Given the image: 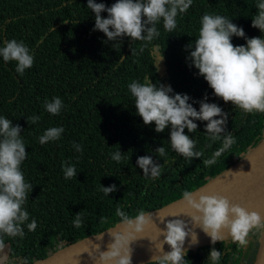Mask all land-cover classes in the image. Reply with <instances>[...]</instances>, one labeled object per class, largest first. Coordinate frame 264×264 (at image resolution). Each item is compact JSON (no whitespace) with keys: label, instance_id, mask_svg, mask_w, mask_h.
<instances>
[{"label":"trees","instance_id":"1","mask_svg":"<svg viewBox=\"0 0 264 264\" xmlns=\"http://www.w3.org/2000/svg\"><path fill=\"white\" fill-rule=\"evenodd\" d=\"M96 2L111 7L117 0ZM87 3L0 0V47L6 40L15 39L34 55L33 66L23 75L16 72V61L5 62L0 56V117L22 128L27 158L21 171L25 182L32 185L24 205L29 219L23 225V238L0 235L8 246L6 264H30L115 226L122 221L117 208L133 218L141 211L175 201L185 191L193 192L220 175L264 139V113H247L214 96L198 69L189 66L186 50L198 38L205 13L231 19L248 38L264 36L252 27L258 0H193L188 11L177 16L174 32H167L161 19L156 24L160 34L151 42H133L125 36L115 45L103 32L93 31L95 13ZM101 15L108 17L106 11ZM232 42L245 45L246 39L233 37ZM145 77L157 86L170 85L171 95L187 94L198 111L200 105L194 101L207 95L209 103L228 113L225 132L218 140L213 141L205 131L206 121H194L198 128L193 133L185 129L196 142L194 150L203 153L200 158L189 159L172 149L171 126L157 133L154 123L146 126L137 115L128 85L144 82ZM54 97L63 101L59 115L48 113L44 107L45 101ZM31 116L39 120L29 124L27 117ZM51 127L65 131L59 140L42 145L39 138ZM229 133L235 143L214 164L206 166L203 161L213 157ZM73 144L82 145L83 152ZM159 147L165 148L166 155H158L155 150ZM117 151L122 154L120 162L112 159ZM141 156H151L160 164L158 178L143 175L137 164ZM65 166H74L76 176L66 180ZM113 184L118 190L105 195L102 187ZM77 213L82 218L80 228L73 224ZM32 220L37 227L29 231L27 223ZM230 239L234 238L228 236L188 250L186 264H212L201 252L213 247L222 252ZM232 244L240 247V243ZM221 259L216 264H229L226 258ZM237 263L231 260L230 264Z\"/></svg>","mask_w":264,"mask_h":264},{"label":"clouds","instance_id":"2","mask_svg":"<svg viewBox=\"0 0 264 264\" xmlns=\"http://www.w3.org/2000/svg\"><path fill=\"white\" fill-rule=\"evenodd\" d=\"M192 4L193 0H117L108 7L104 3H97L96 0H88L87 8L95 13L93 31L103 32L107 40L115 42L113 44L115 45L125 36L133 42H151L160 34L156 24L161 19L164 29L167 32H174L177 28V16L186 13ZM256 8L257 13L252 17V27L264 33V0H258ZM105 11L108 13L107 18L101 15ZM233 37L246 39V44L234 45ZM140 50L143 51V48ZM186 50L189 51L187 57L190 61L189 66L198 69V74L203 76L213 89L214 96L222 98L225 103L231 102L247 113H264V36L248 38L244 29L231 19L205 13L201 18L198 38L194 44L187 45ZM0 56L5 62L16 61L15 70L20 75L34 64L31 50L22 41L18 42L15 39L4 42V46L0 47ZM162 60L163 56L155 66L158 67ZM128 88L135 97L137 115L142 118L143 123L146 126L154 123L157 133H162L171 126V147L186 158H200L203 155L202 152L194 150L196 142L185 134V129L193 133L198 128L194 121L207 122L205 131L210 134L213 141L220 139V134L225 132L228 113H225L218 104L209 103L207 95L203 100L194 101L200 105L198 111L193 103H189L192 99L190 96L180 93L171 95L173 89L170 85L159 83L157 86L150 77H145L144 82L133 81ZM44 107L48 113L59 115L64 105L61 98L54 97L51 101L46 100ZM38 120L37 116L27 117L29 124H35ZM64 131L63 127H51L40 136L39 141L43 145L49 141L59 140ZM21 132L19 124L14 125L12 120L0 117V235L23 238L25 234L23 225L29 219V213L24 205L32 185L25 182L21 171V165L27 158ZM234 143L231 133L224 136L222 147L203 163L206 166L214 164L216 158ZM73 147L83 152L82 145L73 144ZM155 151L159 156L166 155L164 147H159ZM112 159L120 162L121 152L114 153ZM137 164L143 170L144 176L150 175L155 179L161 174L160 164L154 162L151 156L138 157ZM76 174L74 166L64 167L66 180ZM117 190L115 184L102 187L105 195ZM183 198L191 209L199 213L191 215L190 222L201 228L211 238L213 244L221 239L223 229H227L229 235L241 243L245 241L251 229H264V217L259 212L233 204L227 197L201 195L197 201L194 193L185 191ZM117 215L127 227L123 232L112 233V242L108 244L107 251H99L100 245H95V250L99 253V264H132L134 251L132 243L144 238L138 234L144 231L146 225L152 223L157 226L153 217L143 211L138 214L135 221L119 208ZM160 221L164 222V219ZM73 224L76 228L82 226L79 213ZM36 227L35 220L27 223L29 231H34ZM158 228L160 236L164 239L155 244L156 252L159 254H153L150 264L152 262L186 264L185 258L188 254L186 241L189 248L197 245L198 234L189 228L183 219L168 220L165 228ZM99 239L102 240L103 236ZM151 241L154 244V241ZM165 244L170 247V251H164ZM4 246L3 239H0V249ZM89 255L93 260L97 259L93 252L89 251ZM220 256L221 252L213 247L208 260L216 264Z\"/></svg>","mask_w":264,"mask_h":264},{"label":"water","instance_id":"3","mask_svg":"<svg viewBox=\"0 0 264 264\" xmlns=\"http://www.w3.org/2000/svg\"><path fill=\"white\" fill-rule=\"evenodd\" d=\"M192 193L197 201L201 195L224 196L231 203L239 204L249 211L259 212L264 217V139L250 149L239 161ZM145 214L151 215L160 228H165L167 221L172 219H183L188 223L189 228H192L199 238V243L190 248L186 241L185 247L188 250L212 243L211 238L201 228L190 222L191 215H199V213L190 208L183 196L160 208L145 212ZM136 217L130 219L135 221ZM162 219L164 222L160 221ZM157 226L152 223L146 225L144 231L138 234L144 238L132 243L131 247L134 249L132 264H148L154 253L159 254L156 252L155 244H159L164 237L160 236ZM126 227L121 221L113 227L60 248L52 255L30 264H99V253L96 252L95 245H100L99 251H107L108 244L112 242V233L123 232ZM100 236H103L102 240L99 239ZM228 236H230L228 230L223 229L221 239ZM150 239L154 241V244ZM190 239L191 237L188 238V240ZM170 250V247L165 244L164 251ZM89 251L95 254L96 260L92 259ZM254 264H264V230Z\"/></svg>","mask_w":264,"mask_h":264},{"label":"flooded vegetation","instance_id":"4","mask_svg":"<svg viewBox=\"0 0 264 264\" xmlns=\"http://www.w3.org/2000/svg\"><path fill=\"white\" fill-rule=\"evenodd\" d=\"M255 230L256 228H253L249 231V234L245 238V241L243 243L236 241L235 239L226 240L225 242H227L228 244H226L227 248L223 249L221 252V260L223 261L226 258L229 264L231 263V260L232 262L237 261V264H253L258 253L261 236L264 229H257V232H255ZM257 238L258 242H256ZM232 242L240 243V247L236 248L235 246H233ZM205 249L206 250L204 251V253L201 252V255L204 256L205 254V256H209L211 248Z\"/></svg>","mask_w":264,"mask_h":264},{"label":"rangeland","instance_id":"5","mask_svg":"<svg viewBox=\"0 0 264 264\" xmlns=\"http://www.w3.org/2000/svg\"><path fill=\"white\" fill-rule=\"evenodd\" d=\"M255 232H257V229L255 230ZM7 255H8V246H4L3 249H0V264H6Z\"/></svg>","mask_w":264,"mask_h":264}]
</instances>
